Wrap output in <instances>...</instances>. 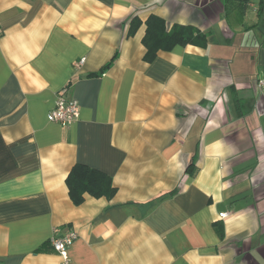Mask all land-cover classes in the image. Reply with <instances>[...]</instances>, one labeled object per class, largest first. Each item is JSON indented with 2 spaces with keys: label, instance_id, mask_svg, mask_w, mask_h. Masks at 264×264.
Wrapping results in <instances>:
<instances>
[{
  "label": "crops",
  "instance_id": "0c3cea01",
  "mask_svg": "<svg viewBox=\"0 0 264 264\" xmlns=\"http://www.w3.org/2000/svg\"><path fill=\"white\" fill-rule=\"evenodd\" d=\"M260 2L0 0V264H63L51 239L70 229L71 264H264ZM151 16L207 45L147 63L145 26L128 31ZM248 35L246 80L227 58ZM61 96L80 104L69 127L48 119ZM77 164L114 199L74 205Z\"/></svg>",
  "mask_w": 264,
  "mask_h": 264
},
{
  "label": "trees",
  "instance_id": "16d2710c",
  "mask_svg": "<svg viewBox=\"0 0 264 264\" xmlns=\"http://www.w3.org/2000/svg\"><path fill=\"white\" fill-rule=\"evenodd\" d=\"M239 7L245 10L252 0H233ZM264 15V0H261L258 17ZM145 26V34L142 43L146 49L144 60L152 63L160 52H170L176 46L187 45H207V36L197 31L191 26L173 25L168 28L166 22L156 16H151L145 23L137 17L130 22L128 37H134L142 26ZM107 65L105 69H107ZM194 164L188 167V173L194 175L191 171ZM67 186L72 202L76 206L84 203L85 195L94 198L114 199L118 190L114 185L113 179L99 170L85 165L77 164L70 172L67 178ZM173 193V192H172ZM223 231L220 229V235Z\"/></svg>",
  "mask_w": 264,
  "mask_h": 264
},
{
  "label": "built area",
  "instance_id": "2783aa9c",
  "mask_svg": "<svg viewBox=\"0 0 264 264\" xmlns=\"http://www.w3.org/2000/svg\"><path fill=\"white\" fill-rule=\"evenodd\" d=\"M1 35V29H0ZM85 59L76 64L79 67L84 63ZM261 86L264 83L261 82ZM80 116V104L75 99H68L61 96L55 106V109L48 115L50 122L58 123L63 127H69L74 124ZM222 218L227 217V214H220ZM59 231H56V234ZM78 238L75 230L70 229L64 235L54 236L51 239V246L63 258V264H71L69 258V250Z\"/></svg>",
  "mask_w": 264,
  "mask_h": 264
},
{
  "label": "rangeland",
  "instance_id": "374dc122",
  "mask_svg": "<svg viewBox=\"0 0 264 264\" xmlns=\"http://www.w3.org/2000/svg\"><path fill=\"white\" fill-rule=\"evenodd\" d=\"M259 6L260 5H258V7ZM253 40L254 38L252 37V35L243 37V41L241 39L236 43L235 50L238 51L239 49H241L240 47L243 45V49L245 51L239 52L240 54L238 56H231L230 58H227V60L230 63L231 70L235 73L240 72V75H245L246 80L252 77L255 71L256 44L255 42H253Z\"/></svg>",
  "mask_w": 264,
  "mask_h": 264
}]
</instances>
